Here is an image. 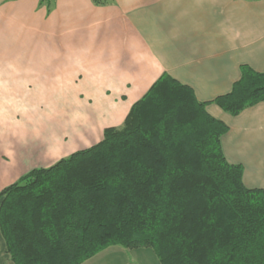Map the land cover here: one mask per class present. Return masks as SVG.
Returning <instances> with one entry per match:
<instances>
[{"label": "trees", "instance_id": "1", "mask_svg": "<svg viewBox=\"0 0 264 264\" xmlns=\"http://www.w3.org/2000/svg\"><path fill=\"white\" fill-rule=\"evenodd\" d=\"M261 101L264 71L249 65L210 101L164 72L100 141L0 191L11 259L82 264L121 245L150 247L161 264H264V188L244 184L222 148L229 126L206 109L236 115Z\"/></svg>", "mask_w": 264, "mask_h": 264}, {"label": "crops", "instance_id": "2", "mask_svg": "<svg viewBox=\"0 0 264 264\" xmlns=\"http://www.w3.org/2000/svg\"><path fill=\"white\" fill-rule=\"evenodd\" d=\"M242 65L264 71V0H55L50 12L40 0H0V191L100 141L164 72L210 101ZM29 94H89V107L75 108L85 125L72 121L64 140L61 98L49 116L31 117ZM206 109L229 126L222 148L243 166L244 184L264 188V101L236 115ZM0 264H15L1 229ZM82 264L161 262L150 247L112 245Z\"/></svg>", "mask_w": 264, "mask_h": 264}, {"label": "rangeland", "instance_id": "3", "mask_svg": "<svg viewBox=\"0 0 264 264\" xmlns=\"http://www.w3.org/2000/svg\"><path fill=\"white\" fill-rule=\"evenodd\" d=\"M113 2V0H112ZM112 2L108 3L111 4ZM46 6V5H45ZM52 10V9H51ZM50 10V11H51ZM48 11V12H50ZM6 92V83L0 82V94H5ZM30 100L33 102V104L37 107H34L31 104L30 107V115L31 117L37 113V115L41 116H49L51 114V111H54V102L57 100V98H61V108L60 110H56V113H54V117H56L58 120H61L63 133L61 136L64 140L69 139V135L66 131H72V121H78V127H83L85 125V119H83L82 114L80 112H76V104H87L89 107V94H29ZM27 98V97H26ZM4 97L1 99L3 100ZM37 111V112H36ZM0 116H2L0 114ZM2 119V118H1ZM0 119V120H1ZM71 123V124H70ZM82 130V129H81ZM74 133V132H71Z\"/></svg>", "mask_w": 264, "mask_h": 264}]
</instances>
